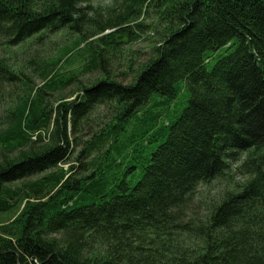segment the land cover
<instances>
[{
    "label": "trees",
    "instance_id": "trees-1",
    "mask_svg": "<svg viewBox=\"0 0 264 264\" xmlns=\"http://www.w3.org/2000/svg\"><path fill=\"white\" fill-rule=\"evenodd\" d=\"M88 1L0 0L11 45L93 25L78 47L96 76L54 105L43 66L6 111L0 264H264V0H120L104 22ZM144 17L157 40L124 83L108 55ZM231 172L244 180L199 196Z\"/></svg>",
    "mask_w": 264,
    "mask_h": 264
},
{
    "label": "rangeland",
    "instance_id": "rangeland-1",
    "mask_svg": "<svg viewBox=\"0 0 264 264\" xmlns=\"http://www.w3.org/2000/svg\"><path fill=\"white\" fill-rule=\"evenodd\" d=\"M89 8L85 10L90 18L104 22L112 14L120 11V0H89ZM137 21H143L146 25L143 31L135 29L136 35L128 43L124 44L121 39L115 45V48L122 49L120 52L108 55V68L112 75L116 74V80L124 83L132 79V74L138 72L139 66L146 62L152 55V47L157 40V34L151 28V18H140ZM94 26L88 24L82 26L80 33L64 28L57 32L33 36L24 42L11 45L7 38L0 36V61H2L9 70L16 75L13 79L5 77L0 79V136L6 128L5 114L10 111L19 100V97L29 90V87H36L42 84L37 77L42 67L47 65L56 66L54 75L56 80L52 87L47 89V98L53 100V104L60 101L69 100L80 94L79 89L94 81L95 75H83L80 70L85 62L84 52L78 45L83 37L88 38ZM145 31V32H144ZM106 31L105 33H109ZM90 40V39H88ZM78 47V48H77ZM67 51H71L67 56H63ZM17 154L8 153L2 142H0V168L5 165L7 160L15 159ZM244 179L235 175L233 172L225 180L212 183L210 186L201 190L200 197L206 195L208 198H217L222 193V189L231 188L236 182H242ZM198 193V192H197ZM195 205H198L195 203ZM195 213L203 212L201 207L194 208ZM15 213L0 216V222L9 221ZM58 248L70 246L67 239L60 236H52ZM76 252L81 258L85 254Z\"/></svg>",
    "mask_w": 264,
    "mask_h": 264
}]
</instances>
